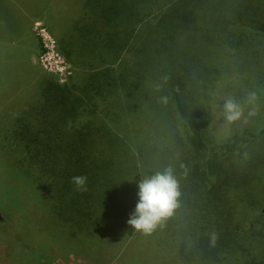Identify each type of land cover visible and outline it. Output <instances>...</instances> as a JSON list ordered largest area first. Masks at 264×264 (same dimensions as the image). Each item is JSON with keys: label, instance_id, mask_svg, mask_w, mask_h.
<instances>
[{"label": "trees", "instance_id": "1", "mask_svg": "<svg viewBox=\"0 0 264 264\" xmlns=\"http://www.w3.org/2000/svg\"><path fill=\"white\" fill-rule=\"evenodd\" d=\"M20 11L57 27L71 71L60 81L0 42L14 76L0 104V167L40 202L35 214H9L7 236L21 230L96 260L109 248L130 263L145 253L161 257L155 264H264V145L231 160L247 131L264 133V0H27ZM224 99L238 119H225ZM215 124L233 131L208 143ZM166 168L178 206L145 234L127 223L138 183ZM78 175L85 190L71 183Z\"/></svg>", "mask_w": 264, "mask_h": 264}, {"label": "rangeland", "instance_id": "2", "mask_svg": "<svg viewBox=\"0 0 264 264\" xmlns=\"http://www.w3.org/2000/svg\"><path fill=\"white\" fill-rule=\"evenodd\" d=\"M17 1H19L18 9L15 8L16 4L13 5L12 1L0 0V42L8 40L13 48L20 50L21 55L28 65L41 67L50 73L56 74L60 81H65L67 78L66 76L70 74L71 65L58 51L55 39L57 27L55 28L54 24H50L45 16L42 15L25 17L21 14L23 11H20V6L22 4L25 5L27 0ZM31 6L30 3L28 8ZM24 31L25 35L23 36L13 35L15 33L23 34ZM11 38H13V40H11ZM0 56L2 55L0 54ZM249 62L251 65H259L256 56H251ZM50 65H54V67H50ZM246 68L247 70L245 71L250 73L251 66L247 65ZM0 72H2V75H0V104L5 105L6 102L1 100L5 97L6 88H11L13 86V81L11 79H13L14 76L9 80L11 77V75L8 74L10 73L9 66H1L0 64ZM24 79L31 80L32 75L28 74ZM211 95L212 99H210V102L212 104H215L216 99L221 97L218 91L212 92ZM6 101L8 105H10V102L8 100ZM215 110L216 107L213 109L214 113L217 112ZM243 118L251 122L250 117L247 115L244 114ZM248 122L244 123L242 126L246 131L251 128ZM216 124L215 128L212 130L211 128L208 129L211 135H208L207 138L204 137L208 143L222 142L226 139L228 134L233 131L232 127L220 128L217 127ZM192 129L195 130L194 127ZM253 134H256V136H253ZM245 135L249 138V142L246 144L244 154H235V156H232L231 160H243L244 156H249L248 159H250L252 157L251 155L258 150V145H264V133L257 135V130L251 129L247 131ZM261 163L262 166H264V163ZM260 170H263L264 175V167L256 171V174ZM262 180L264 182V178H262ZM37 197L38 196L34 195L31 188L28 187V182L23 179L22 176L17 173H11L8 166L0 167V226H2L0 230V264H33V262H35V264H104V260H107L108 264H134V262L137 264L141 262H144L143 264H155L156 259H161V257L158 258V256L142 253L132 258L133 263H130L128 256H125V254L115 249L107 248L105 250L106 255L104 259L96 260V255L86 258L73 250L71 252H64L59 245H41L38 242H32L25 237L26 234L21 230L14 229L12 237L7 236L10 235L11 232V230L8 231V227L13 223L12 216L10 217L9 214L13 213L14 210L17 212L26 211L29 214H35L36 208L40 203ZM3 208H5L7 213L3 211ZM11 210L12 212H10ZM147 240L152 239L146 235L141 245L144 246ZM151 243L153 245V242ZM129 252L135 253V251L131 249H129ZM149 257H152V262H145ZM30 258L31 260H29Z\"/></svg>", "mask_w": 264, "mask_h": 264}, {"label": "clouds", "instance_id": "3", "mask_svg": "<svg viewBox=\"0 0 264 264\" xmlns=\"http://www.w3.org/2000/svg\"><path fill=\"white\" fill-rule=\"evenodd\" d=\"M224 115L225 119L231 122L238 119L241 112L236 103L227 100L224 103ZM71 183L77 190H85L87 177L73 176ZM179 195L178 181L171 168L145 176L138 183V202L127 221L128 225L145 234L151 233L157 224L170 216L178 206Z\"/></svg>", "mask_w": 264, "mask_h": 264}, {"label": "built area", "instance_id": "4", "mask_svg": "<svg viewBox=\"0 0 264 264\" xmlns=\"http://www.w3.org/2000/svg\"><path fill=\"white\" fill-rule=\"evenodd\" d=\"M50 67H54V65H50ZM60 70V69H59ZM70 72V71H69ZM67 77V76H66ZM61 81H64V80H61Z\"/></svg>", "mask_w": 264, "mask_h": 264}]
</instances>
